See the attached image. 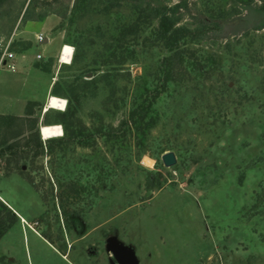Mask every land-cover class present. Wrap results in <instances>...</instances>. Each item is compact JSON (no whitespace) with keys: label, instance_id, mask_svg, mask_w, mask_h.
<instances>
[{"label":"rangeland","instance_id":"1","mask_svg":"<svg viewBox=\"0 0 264 264\" xmlns=\"http://www.w3.org/2000/svg\"><path fill=\"white\" fill-rule=\"evenodd\" d=\"M157 5L196 60L139 143L117 129L164 51ZM263 22L264 0H0V264H264Z\"/></svg>","mask_w":264,"mask_h":264},{"label":"trees","instance_id":"2","mask_svg":"<svg viewBox=\"0 0 264 264\" xmlns=\"http://www.w3.org/2000/svg\"><path fill=\"white\" fill-rule=\"evenodd\" d=\"M170 10L171 13L169 12ZM173 11V8L168 10V8L163 5L152 7L151 12H154L153 16L157 18L152 37L159 43L164 51L162 52L160 61L148 70L146 74L148 76L147 79L143 78L144 81L137 91V94L135 93V96L132 97L131 104L125 117H122L118 124L117 130L123 137L127 134L135 135L139 137V143L145 133L152 128L157 121V110L155 105L161 94L168 90L170 83L184 78L185 69L187 70L191 67L189 70H192L194 68L190 64L196 60V58H194L195 54L188 52L187 47H184L193 39L194 35L189 28L177 25V19L173 16ZM137 25L138 24H136V26ZM72 58L76 61L78 56L76 55ZM188 63L190 67H187L186 64ZM120 71V69L114 67V69L107 72L112 74V77H115ZM94 74L95 73L92 72V76ZM101 77L102 76L97 77L96 75L95 78L93 77L94 79L91 78L88 81H82V83L88 86H96L97 80ZM56 92V84L54 83L51 88V95H56ZM71 113L69 106L68 110L59 113L61 117L59 122L54 123L61 124L65 133L70 137L74 136L73 129L71 125L66 123V117ZM107 135H109V132H107ZM151 175L152 173H148L145 181L147 190H149L152 185L150 179ZM67 215L68 217L66 216V219L70 221V217H72L70 215L72 214L68 213Z\"/></svg>","mask_w":264,"mask_h":264},{"label":"crops","instance_id":"3","mask_svg":"<svg viewBox=\"0 0 264 264\" xmlns=\"http://www.w3.org/2000/svg\"><path fill=\"white\" fill-rule=\"evenodd\" d=\"M45 41V42H44ZM43 44H48L49 43V39L48 38H45L44 37V39H43ZM16 65H17V68H18V70H17V74L15 75V79L17 80V81H20V83H21V86L23 85V83L24 82H30L29 80H31V79H33V83H27V85L26 86H29V84H32L31 85V89L32 90H29L28 88H26L25 90L27 91V95H28V97H34V98H36V97H38L37 95H38V93L36 92V90L34 89V86L36 85V82H39L38 80L40 79V78H42V76L41 75H39V74H35V75H33V76H29L28 74H27V72H25V70H27V69H25L26 67L24 66V67H21L22 69H20L19 70V63L17 62V59H16ZM25 72V73H24ZM53 74V73H52ZM50 75V80H49V82H48V84H47V87L45 88V96H50L51 95V88H52V85L54 84V80H55V78H53V75ZM36 75H38V77L36 76ZM41 76V77H40ZM26 91H24L25 93H26ZM44 96V97H45ZM43 112H45V111H43Z\"/></svg>","mask_w":264,"mask_h":264},{"label":"water","instance_id":"4","mask_svg":"<svg viewBox=\"0 0 264 264\" xmlns=\"http://www.w3.org/2000/svg\"><path fill=\"white\" fill-rule=\"evenodd\" d=\"M162 164L165 167H170L175 165L176 163V157L175 154L171 151L165 152L161 155L160 157ZM24 167V166H23ZM22 167V168H23ZM118 246L119 245H113L112 249L114 251V257L116 259V261L119 264H136L135 261L133 260V255L132 252L128 249H125L124 254H121V249L118 250ZM127 252H129L130 254H128Z\"/></svg>","mask_w":264,"mask_h":264},{"label":"built area","instance_id":"5","mask_svg":"<svg viewBox=\"0 0 264 264\" xmlns=\"http://www.w3.org/2000/svg\"><path fill=\"white\" fill-rule=\"evenodd\" d=\"M43 39H44V37H42V35H38L36 37V42L41 43L43 41ZM9 44H10V41L8 42V44H6L5 49L2 51V54L0 56V67L2 65H5L8 69L14 70L15 64L13 63L12 59H14L15 55L9 50ZM62 50H63V47L61 48L59 55L61 54ZM72 53H73V48H72V52L70 54L69 63H70L71 58H72ZM39 57H40V55H37V58H39Z\"/></svg>","mask_w":264,"mask_h":264},{"label":"bare ground","instance_id":"6","mask_svg":"<svg viewBox=\"0 0 264 264\" xmlns=\"http://www.w3.org/2000/svg\"><path fill=\"white\" fill-rule=\"evenodd\" d=\"M64 48V47H63ZM71 54V53H70ZM69 57H70V55H69Z\"/></svg>","mask_w":264,"mask_h":264}]
</instances>
